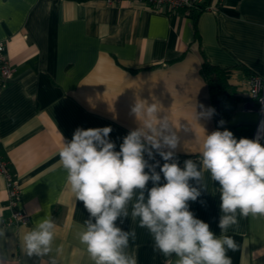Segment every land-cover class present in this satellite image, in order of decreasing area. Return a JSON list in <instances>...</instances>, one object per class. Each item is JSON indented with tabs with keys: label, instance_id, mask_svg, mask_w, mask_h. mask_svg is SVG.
Wrapping results in <instances>:
<instances>
[{
	"label": "crops",
	"instance_id": "0c3cea01",
	"mask_svg": "<svg viewBox=\"0 0 264 264\" xmlns=\"http://www.w3.org/2000/svg\"><path fill=\"white\" fill-rule=\"evenodd\" d=\"M0 43L12 68L0 90V155L27 217L25 226L6 224V183L0 175L4 264H47L48 257H28L22 250V236L46 217L57 225L50 253L57 264H94L79 240L89 214L69 190L58 154L62 139L70 141L77 128L111 127L109 139L119 151L123 138L139 126L131 106L137 99L158 101L160 115L169 116L179 137L174 159L181 168L187 159L199 163V144L216 130L213 116L196 120L199 105L212 108L200 71L203 59L233 68L228 83L239 101L221 131L251 139L258 121L246 82L250 75H264V0H224L216 13L197 17L157 14L129 0H0ZM154 155L150 164L165 163ZM204 177L205 188L197 201H189V210L219 236V186L209 173ZM152 186L149 181L147 188ZM128 211L123 224L116 222L136 233L125 251L137 264H176L174 254L154 250L149 231L131 216V203ZM237 219L225 233L236 243L235 251H227L232 264H264V217Z\"/></svg>",
	"mask_w": 264,
	"mask_h": 264
},
{
	"label": "clouds",
	"instance_id": "9594fccd",
	"mask_svg": "<svg viewBox=\"0 0 264 264\" xmlns=\"http://www.w3.org/2000/svg\"><path fill=\"white\" fill-rule=\"evenodd\" d=\"M199 109L197 121L215 114L203 104ZM162 112L158 101L137 99L130 114L139 126L123 138L119 151L109 139L111 127L77 128L70 141L62 139L58 154L67 185L89 214L79 233L80 243L94 264H137L125 251L135 231H125L116 223L128 218L131 203V216L149 231L154 250L165 257L174 254L176 264H232L227 251H235L236 243L225 233L238 223L237 215L264 217V145L258 139H237L227 129L215 130L199 144V163L187 159L181 168L174 159L179 137ZM154 153L165 161L163 165L149 163L155 160ZM205 172L219 184V236L189 210V201H197L205 188ZM56 227L50 217L38 221L22 236L24 253L57 264L50 255Z\"/></svg>",
	"mask_w": 264,
	"mask_h": 264
},
{
	"label": "built area",
	"instance_id": "2783aa9c",
	"mask_svg": "<svg viewBox=\"0 0 264 264\" xmlns=\"http://www.w3.org/2000/svg\"><path fill=\"white\" fill-rule=\"evenodd\" d=\"M145 3L150 10L157 14H175L183 11L188 15L200 12L216 13L224 0H129ZM5 45L0 43V90L11 79L12 68L5 55ZM248 98L256 105L258 121L254 126L251 139H258L264 145V75L250 76L246 82ZM0 175L5 179L7 209L9 215L6 224L25 226L27 217L19 208V187L8 171V162L0 155Z\"/></svg>",
	"mask_w": 264,
	"mask_h": 264
},
{
	"label": "trees",
	"instance_id": "16d2710c",
	"mask_svg": "<svg viewBox=\"0 0 264 264\" xmlns=\"http://www.w3.org/2000/svg\"><path fill=\"white\" fill-rule=\"evenodd\" d=\"M74 1L83 2L85 0H74ZM199 14L201 13L197 12L194 13L193 15L197 17ZM238 68L242 69L241 66H238ZM232 70L233 68H228V69L217 68L211 65L206 59H203V63L200 70L201 75L204 77V79L207 82L211 101L219 102L220 119L219 122L216 123V130H220V131L224 126V123L228 119L229 115L236 108V104L239 101L238 97L235 96L234 93H232V86L228 83V79L231 76ZM220 121L224 122L223 125L220 124ZM216 185L219 186L218 182H216Z\"/></svg>",
	"mask_w": 264,
	"mask_h": 264
},
{
	"label": "water",
	"instance_id": "95a60500",
	"mask_svg": "<svg viewBox=\"0 0 264 264\" xmlns=\"http://www.w3.org/2000/svg\"><path fill=\"white\" fill-rule=\"evenodd\" d=\"M212 108L215 109V114L213 115L214 121L216 123H218L219 119H220L219 102L218 101H213L212 102Z\"/></svg>",
	"mask_w": 264,
	"mask_h": 264
}]
</instances>
